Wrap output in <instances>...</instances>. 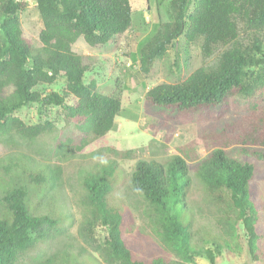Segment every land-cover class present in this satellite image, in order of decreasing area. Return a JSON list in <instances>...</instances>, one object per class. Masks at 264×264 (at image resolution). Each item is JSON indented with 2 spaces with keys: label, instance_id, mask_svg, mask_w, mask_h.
I'll use <instances>...</instances> for the list:
<instances>
[{
  "label": "trees",
  "instance_id": "16d2710c",
  "mask_svg": "<svg viewBox=\"0 0 264 264\" xmlns=\"http://www.w3.org/2000/svg\"><path fill=\"white\" fill-rule=\"evenodd\" d=\"M34 1L43 24L37 47L25 37L22 28L19 13L26 1L0 0V144L46 153L61 162L105 136L122 108L119 96L100 92L94 80L85 82L89 67L73 46L80 37L95 46L125 33L133 25L132 5L131 0ZM170 10L171 19L159 23L152 37L133 55L143 72H151L156 61L166 56L180 38L187 47L200 43L204 57L218 53L213 64L199 67L183 81L162 82L145 95L146 107L163 114L162 119L151 124L154 135L162 128L173 134L182 119L219 123L217 128L181 146L167 164L139 159L131 173L130 186L146 201L153 233L175 257L135 256L125 236L130 216L109 202L119 176L115 160L101 171L85 174L93 213L84 217L79 234L88 245L96 243L106 264H195L199 256L217 264L215 251L204 244L207 239L202 243L195 240L189 161H197L196 174L205 191L225 209L218 221L221 234L213 235L211 242L216 249L233 253L241 229L248 264H264V215L252 191L254 163L232 157L227 151L239 146L244 154L264 159V151L260 150L264 148L263 92L249 98L244 114L223 121L237 95H251L264 87V73L254 68L264 65V0H170ZM59 78L66 81L62 92L37 89ZM30 103H37L39 111L61 107L66 119L75 122L77 134L62 139L55 134L58 128L49 116L27 124L14 114ZM45 137H52L54 144L47 151L37 146ZM166 140L171 137L166 136ZM200 143L209 146L208 154L201 159L192 151ZM18 155L31 159L30 154ZM21 168L25 184L8 186L0 194V264H98L92 254L81 255L83 249L75 251L71 244L52 253L26 256L67 233L64 223L70 217L63 210L57 212L54 198L43 212H37L30 201L31 191L41 190L40 199L43 194L46 197V188L49 193H59L62 163L43 164L37 171L25 164ZM98 224L105 233L102 243L97 244Z\"/></svg>",
  "mask_w": 264,
  "mask_h": 264
},
{
  "label": "rangeland",
  "instance_id": "374dc122",
  "mask_svg": "<svg viewBox=\"0 0 264 264\" xmlns=\"http://www.w3.org/2000/svg\"><path fill=\"white\" fill-rule=\"evenodd\" d=\"M27 5L19 13L23 32L34 46L40 45L39 33L43 27L34 0H25ZM133 12V25L125 33L116 35L106 44L89 45L84 37H80L73 49L83 56L89 70L85 75V82L91 80L97 82L98 90L104 94L119 96L122 101L120 114L116 117L114 127L103 137L93 140L83 151L76 153L64 161L52 160L46 153H38L35 150L25 148H12L0 144V194H3L8 186L25 184L27 179L21 175V165L25 164L32 171L39 170L43 164L55 166L62 163L63 174L61 186L40 199V191H31L30 201L37 207V212L48 209V203L54 198L57 212L69 214L67 233L52 240L48 245H42L31 251L26 256L40 253H52L66 244H71L75 251L82 248V254H92L93 261L98 264H106L94 244L88 245L79 234V226L84 217L91 216L93 205L87 199L85 174L90 171H101L104 166L116 161L118 179L112 192L109 194L110 204L128 217L125 228V236L134 248L135 256L147 257L162 256L174 259L170 252L153 233L146 212V201L143 196L133 191L130 186L131 173L139 159L157 160L167 164L174 155L179 153V148L191 142L196 136L210 129L217 128V124L210 120L183 119L177 122V129L173 134H167L166 130L152 134L151 124L163 118V114L157 110L146 107L145 95L154 86L162 83H176L185 80L193 71L204 65L213 64L217 59L215 53L211 57H204L200 43L186 46L183 38L172 45L162 59L156 61L154 68L149 73L140 69L139 61L133 59L138 54L139 47L145 43L155 32L157 25L171 19L170 0H131ZM0 35L1 32H0ZM264 73V65L254 67ZM66 87V81L59 78L52 85H39L37 89L44 93L50 91L62 92ZM264 87L256 90V93L248 95L241 93L234 99L230 113L224 120H231L246 112V104L250 97L259 96ZM250 94V93H249ZM27 124H35L43 121L44 115L49 116L58 128L55 134L62 139L67 135L77 134L75 122L67 120L61 107H48L39 111L37 103H30L14 113ZM171 140L167 141L166 136ZM52 137H45L38 142L39 148L46 151L53 147ZM208 145L200 143L194 145L192 151L203 158L208 154ZM264 151V148H260ZM228 154L240 160L253 162L255 175L252 180V191L259 207L264 215V159H256L244 154L239 146L228 148ZM30 154L31 159L26 160L18 154ZM48 156V157H47ZM7 167L9 170L7 171ZM18 167V169H17ZM197 161H189V169L193 178L189 194L190 204L194 212L195 240L204 243L215 251L217 264H248L249 254L242 241V230H239L237 248L233 253H227L224 249H216L211 237L221 234L218 224L220 216L224 215V205L216 204L205 191L204 185L196 174ZM19 174L21 176H19ZM53 195V196H52ZM52 196V197H51ZM57 196V199L55 198ZM40 199V200H39ZM60 212V211H59ZM125 215V214H124ZM104 229L101 224L96 227L97 244L102 243ZM244 235V234H243ZM242 238H241V237ZM209 240V241H208ZM244 240V239H243ZM235 246V244L233 245ZM264 250V240H263ZM28 258L25 257L24 261ZM26 263V262H25ZM195 264H210L205 256L196 257Z\"/></svg>",
  "mask_w": 264,
  "mask_h": 264
}]
</instances>
